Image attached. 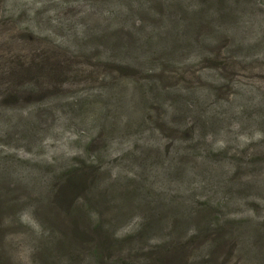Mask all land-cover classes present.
<instances>
[{
    "label": "rangeland",
    "instance_id": "rangeland-1",
    "mask_svg": "<svg viewBox=\"0 0 264 264\" xmlns=\"http://www.w3.org/2000/svg\"><path fill=\"white\" fill-rule=\"evenodd\" d=\"M183 1L0 0V264H264V0H222L215 17ZM181 2L200 41L173 65L199 57L187 90L169 71L162 99L120 69L128 99L100 95L115 70L85 81L97 61L68 47V22L94 7L108 35L118 11L123 41L143 46ZM42 49L64 62L53 81L36 72ZM67 172L90 179L70 198Z\"/></svg>",
    "mask_w": 264,
    "mask_h": 264
},
{
    "label": "trees",
    "instance_id": "trees-1",
    "mask_svg": "<svg viewBox=\"0 0 264 264\" xmlns=\"http://www.w3.org/2000/svg\"><path fill=\"white\" fill-rule=\"evenodd\" d=\"M155 1L157 5H161L162 3V0ZM185 1L189 2V7L194 10L197 17L202 12L206 13L210 17L217 16L221 11V3H223L222 0H212V4H210L209 9H207L209 12H206L204 6H199L197 0H184L183 2ZM230 1L233 3L235 0ZM150 2L151 0H139L136 10L139 12L147 11L148 4H150ZM175 7H178L177 11H180L179 15L181 13H186V8L182 2L176 6L169 3V13H171V15H173L172 11ZM93 11L94 7H88V10L85 12V14L81 16L80 19H78L79 23H76L74 19L67 23V25L71 27L74 26L77 29L78 38L77 40L67 39L66 43L68 44V47L72 46V52H75L76 54H89L94 58V60L97 61L93 62L92 64L90 63L91 65H88L87 69L85 68V73H87V78H85V81H87V83L95 77H99L100 74H105L106 72L110 71V69L115 70V76L112 75L114 73L109 74L106 78L107 82H105L104 87L100 89V95L102 97L106 98V100L116 99V101L122 97L128 99L124 93L129 91L128 88H125L124 91L117 90L120 82L115 80V78L117 76L116 72L118 73L120 70L124 71L127 76H131L136 79L133 82L130 81V83H133L136 87L141 88V86L137 85L136 83L144 78L145 86H142L141 89L152 94L155 93V99H158L159 96L161 99L163 98L165 95V88L167 86L166 83L169 80V84H171L173 81L172 79L175 78V76L172 77L170 75L167 77L166 75L168 71L169 73H174L176 76L179 75V77L183 80V91L187 90L192 79V71L189 67H194L195 63L199 62V57H196V60L194 61H190L189 64H179L182 66H176L177 68L173 66L176 60H182L179 59L177 54L178 51L181 50L180 47H182L184 43L187 48L200 43V41L195 39L194 34L189 33L191 25L188 22L187 15V17L183 16L180 18L181 20H177V16L179 15H173L176 18L172 21L169 20V27L162 25V27L151 31L146 42L143 46H141L137 40H133L131 43L123 41L121 33H118L117 30H123V26L126 24L125 16L123 14H120L118 11L113 14L108 12L107 15L112 14L115 18L119 17L118 21H120L123 25H121L117 30L115 29L114 32H111L107 35V32L105 34L104 32H99L100 27L94 29L91 25V22H87L88 18L93 16ZM202 17L203 15H201L198 19H201ZM50 21L55 23V20L53 19H50ZM117 26L119 25L117 24ZM189 37H191V41ZM89 47H91L90 50ZM50 54L51 57H49ZM55 56L56 52L49 53L48 51L42 49L40 54L37 56V59L40 60H38L39 62L35 65L37 67L36 72L41 76H45L51 81L53 80L49 77L62 74L66 70V68L63 66L64 62L52 61ZM145 57H147L146 59L148 62L142 64L141 60ZM37 59H34L30 65L35 64ZM101 65H104V67H101ZM147 65L152 66V68L147 69L148 76L145 75V77L140 78L138 74L141 71L146 70L144 68ZM183 71H185V73ZM187 77L189 82L187 81ZM77 80H80V71L77 72ZM173 83L179 84L180 80H175ZM126 85H129V82H127ZM174 110L175 114L173 118L178 113L177 108ZM94 128L95 134L93 138L96 139L98 132L103 129V124L98 123ZM120 145L121 144H116L117 147ZM128 146L129 145H125L120 148V153L124 154L125 157L134 154L136 151L135 144H131L130 147ZM102 156L104 157L105 154L101 155V157ZM96 158L98 159V157ZM166 168V165L163 163L159 173L167 174L168 172ZM64 177L66 178L65 193H67L66 195L69 198L72 196L74 197V195L78 193V190L86 186V184L90 181L88 175L77 172H67L66 176L64 175ZM98 224L99 227L101 222ZM140 227L142 228L143 226L139 225V229H141ZM99 250L96 251L98 257H100Z\"/></svg>",
    "mask_w": 264,
    "mask_h": 264
}]
</instances>
